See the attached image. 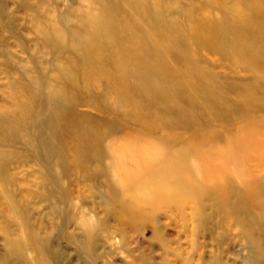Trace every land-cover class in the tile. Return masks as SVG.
I'll list each match as a JSON object with an SVG mask.
<instances>
[{"label": "rangeland", "instance_id": "rangeland-1", "mask_svg": "<svg viewBox=\"0 0 264 264\" xmlns=\"http://www.w3.org/2000/svg\"><path fill=\"white\" fill-rule=\"evenodd\" d=\"M99 34L111 81L158 83L177 128L146 137L152 112L81 105L70 42ZM56 85L80 104L61 120L68 149L47 164L38 130L11 139L9 126L36 117L23 101L43 112ZM101 119L118 131L102 159L86 158L77 135L104 130ZM196 132L186 177L204 185L175 194L143 183L146 164ZM0 264H264V0H0Z\"/></svg>", "mask_w": 264, "mask_h": 264}, {"label": "bare ground", "instance_id": "bare-ground-1", "mask_svg": "<svg viewBox=\"0 0 264 264\" xmlns=\"http://www.w3.org/2000/svg\"><path fill=\"white\" fill-rule=\"evenodd\" d=\"M155 13L158 16L160 15L159 12L155 11ZM100 31V33L104 31H106L105 33H107V28ZM256 31V28H254V33ZM105 36L106 34H104L103 36H100L99 34V40H84L83 38H81L74 39L70 42L71 45L74 44L76 46L78 52L75 53L74 56L77 58V61L82 64L79 72L75 73L74 76H77L80 79V82L82 83V89L88 96V98H86L87 101H85L81 105H90L93 110L97 109L104 114L112 112L116 116L118 115V112L124 108V104H130L133 108H135L136 112H141L143 110L147 114L153 113L152 115H150L153 122L147 123V125H144V128L142 129L143 134H146V137L150 135L156 138L155 135L159 134L157 132L159 130L158 127L162 128L163 125L164 128H167L168 130L174 129L173 127L177 128V123L172 119L174 117V113L172 111L166 110V107L162 103H160V101L156 100L158 98L157 91L160 86L158 83L152 84L150 83V78L146 77L139 84V86H135V84L130 82V79L136 77V74L132 75L131 77L129 75L130 73L127 72H123L124 75L121 78V83L111 81V78H115L116 75V72L114 71L116 67L113 65V63L116 64V61L111 60L110 57L105 60L104 58H101L99 56L104 54L105 51L107 52V43L106 39H104ZM100 39L105 43H103ZM168 49H172V47H169ZM178 52L180 51L178 50ZM185 56L188 58V55ZM95 64H99V66ZM98 67H101V70L103 71H100ZM110 71H114L115 73L110 76ZM101 72L103 73L104 80L98 77ZM178 84L181 88H184V86H182L179 81ZM17 85L20 86V84ZM119 85H122V87L119 88ZM228 85L229 88L236 87L233 81L228 83ZM10 88L17 94L20 93L18 92L19 88L15 87L14 84H11ZM23 89L27 90L25 84ZM55 91L56 95L48 98V101H46L47 104L42 109L43 112H36L31 105L25 103L24 101L20 103L19 108L21 110L25 111L27 115L31 113L33 115H36V117L32 116V120L28 118L27 120H23L22 122H18L9 126V137L11 139H16L21 130L23 131L22 128L33 127L34 129L38 130V139L40 141L38 151L42 154H45L47 164L54 163V160L56 158L58 159V157L63 155L64 151L68 149L67 146L69 143L67 138H63V136L59 134L61 130L66 128L61 124V120L67 115H72L77 109V106L80 104V101L78 102L72 95L71 88L67 86L64 87L63 85H56ZM251 99L250 101L253 102V100ZM137 100L141 102L138 103ZM144 102H146L147 105H145ZM252 102L250 103L253 104ZM135 103H137L138 105L136 106ZM140 117L141 119H144L142 115H140ZM162 118H164V121ZM118 122V120L113 121L109 119L108 121L106 119H101V122L99 121L93 124V126L97 127L98 129V127L102 124L104 126V130L98 131L95 135L91 133L92 131L78 134V151L83 153L86 158H90L92 156L91 152H96L95 156L98 159H102L101 156H103V152L101 149V143L104 142V139L110 138L112 132L115 133L116 131H118ZM124 124L125 123L122 124L123 127ZM67 136H70L69 132ZM192 136L193 137H190L188 140L183 141L180 144H173L170 150L163 154L164 160L158 162L152 168L151 166H149V164H146L145 167L147 168L150 176L146 178L143 183L154 184L163 191L170 189V186H172L174 188L173 193L175 194H177L178 192L187 193L189 192V190L194 191L196 190V187L204 185L205 182L199 183L196 179L189 180L186 177L189 175H194L195 173L190 164L189 155L193 150L192 148L190 149V146L193 144L192 142L198 140V133L196 132ZM161 137H164V135L160 134L159 136V140H162L163 142L165 138L163 139ZM179 139L180 137L177 136L173 140L175 142L178 141L179 143ZM167 140L168 139L166 138L164 143ZM135 141H137V139H132V142ZM85 143H87L86 146ZM129 143L130 142H127L128 147H125V150L129 149ZM111 147L108 148L111 149ZM199 150L200 149H197L198 153ZM130 152H132L131 149ZM199 162L197 163L199 164ZM228 183L232 184L233 181H228ZM175 194L173 197H178L175 196ZM198 194L201 195L202 193L198 190ZM240 207L241 204L238 203L236 204L234 210H238L240 209Z\"/></svg>", "mask_w": 264, "mask_h": 264}]
</instances>
